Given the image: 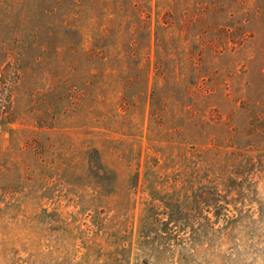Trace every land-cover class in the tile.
<instances>
[{"label":"rangeland","instance_id":"1","mask_svg":"<svg viewBox=\"0 0 264 264\" xmlns=\"http://www.w3.org/2000/svg\"><path fill=\"white\" fill-rule=\"evenodd\" d=\"M0 264H264V0H0Z\"/></svg>","mask_w":264,"mask_h":264}]
</instances>
